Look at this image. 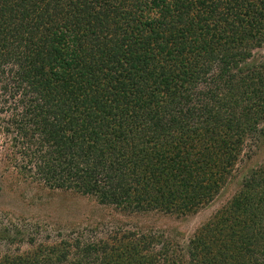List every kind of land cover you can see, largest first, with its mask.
I'll return each instance as SVG.
<instances>
[{
    "label": "trees",
    "instance_id": "1",
    "mask_svg": "<svg viewBox=\"0 0 264 264\" xmlns=\"http://www.w3.org/2000/svg\"><path fill=\"white\" fill-rule=\"evenodd\" d=\"M260 48L264 0H0V163L120 212L194 213L264 141ZM66 231L0 264H264V161L185 243Z\"/></svg>",
    "mask_w": 264,
    "mask_h": 264
},
{
    "label": "rangeland",
    "instance_id": "2",
    "mask_svg": "<svg viewBox=\"0 0 264 264\" xmlns=\"http://www.w3.org/2000/svg\"><path fill=\"white\" fill-rule=\"evenodd\" d=\"M255 52L264 56V48ZM0 134V143L2 142ZM253 148V147H252ZM2 150L0 146V151ZM264 161V141L253 148L249 159L238 163L218 194L196 212L183 216H164L156 213H125L111 206L98 204L91 197H75L68 193L47 190L43 185L22 177L7 163H0V252L25 250L27 238L36 232V240H47L67 229L80 230L98 227L104 231L124 228H149L186 242L187 236L216 211L237 190L244 175Z\"/></svg>",
    "mask_w": 264,
    "mask_h": 264
}]
</instances>
